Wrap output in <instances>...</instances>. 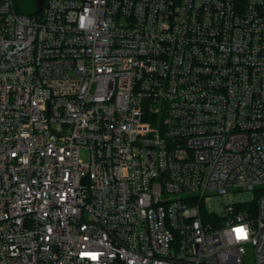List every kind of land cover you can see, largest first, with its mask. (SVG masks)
I'll use <instances>...</instances> for the list:
<instances>
[{
	"label": "built area",
	"instance_id": "built-area-1",
	"mask_svg": "<svg viewBox=\"0 0 264 264\" xmlns=\"http://www.w3.org/2000/svg\"><path fill=\"white\" fill-rule=\"evenodd\" d=\"M0 264H264V0H0Z\"/></svg>",
	"mask_w": 264,
	"mask_h": 264
},
{
	"label": "trees",
	"instance_id": "trees-1",
	"mask_svg": "<svg viewBox=\"0 0 264 264\" xmlns=\"http://www.w3.org/2000/svg\"><path fill=\"white\" fill-rule=\"evenodd\" d=\"M22 3H25L24 5ZM15 10L20 14H28V16H39L37 11L36 0H14Z\"/></svg>",
	"mask_w": 264,
	"mask_h": 264
},
{
	"label": "water",
	"instance_id": "water-1",
	"mask_svg": "<svg viewBox=\"0 0 264 264\" xmlns=\"http://www.w3.org/2000/svg\"><path fill=\"white\" fill-rule=\"evenodd\" d=\"M36 2H37V11L41 12L43 9L44 0H36Z\"/></svg>",
	"mask_w": 264,
	"mask_h": 264
},
{
	"label": "snow or ice",
	"instance_id": "snow-or-ice-1",
	"mask_svg": "<svg viewBox=\"0 0 264 264\" xmlns=\"http://www.w3.org/2000/svg\"><path fill=\"white\" fill-rule=\"evenodd\" d=\"M236 232L238 234V238H241V239L246 238V234L243 229H237Z\"/></svg>",
	"mask_w": 264,
	"mask_h": 264
},
{
	"label": "rangeland",
	"instance_id": "rangeland-1",
	"mask_svg": "<svg viewBox=\"0 0 264 264\" xmlns=\"http://www.w3.org/2000/svg\"><path fill=\"white\" fill-rule=\"evenodd\" d=\"M23 5L25 4V3H22ZM23 15H27L28 16V14H25V13H23Z\"/></svg>",
	"mask_w": 264,
	"mask_h": 264
}]
</instances>
